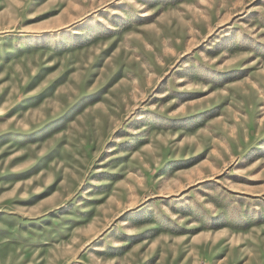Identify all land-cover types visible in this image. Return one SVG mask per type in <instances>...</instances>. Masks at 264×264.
Wrapping results in <instances>:
<instances>
[{
	"label": "rangeland",
	"instance_id": "obj_1",
	"mask_svg": "<svg viewBox=\"0 0 264 264\" xmlns=\"http://www.w3.org/2000/svg\"><path fill=\"white\" fill-rule=\"evenodd\" d=\"M0 264H264V0H0Z\"/></svg>",
	"mask_w": 264,
	"mask_h": 264
}]
</instances>
